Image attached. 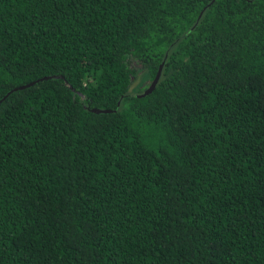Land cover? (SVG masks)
<instances>
[{"label": "trees", "instance_id": "trees-1", "mask_svg": "<svg viewBox=\"0 0 264 264\" xmlns=\"http://www.w3.org/2000/svg\"><path fill=\"white\" fill-rule=\"evenodd\" d=\"M0 264H264V0H0Z\"/></svg>", "mask_w": 264, "mask_h": 264}, {"label": "rangeland", "instance_id": "rangeland-1", "mask_svg": "<svg viewBox=\"0 0 264 264\" xmlns=\"http://www.w3.org/2000/svg\"><path fill=\"white\" fill-rule=\"evenodd\" d=\"M134 66H135V68H137L138 73H137L136 78L133 81L132 89H137L142 84V78H143L142 72H143V70H141L142 68L137 61L134 62ZM133 92L138 93V90H135Z\"/></svg>", "mask_w": 264, "mask_h": 264}, {"label": "water", "instance_id": "water-1", "mask_svg": "<svg viewBox=\"0 0 264 264\" xmlns=\"http://www.w3.org/2000/svg\"><path fill=\"white\" fill-rule=\"evenodd\" d=\"M158 79H159V76L156 78V80L153 82V84L150 86V88H148V89L145 91V93H143L142 95H146V94L151 93V92L155 89V87H156V85H157V82H158ZM32 84H33V83L28 84V85L21 86L20 89L25 88V87H27V86H30V85H32ZM17 89H18V88H17ZM93 111H97V112H109L110 110H108V109L94 108Z\"/></svg>", "mask_w": 264, "mask_h": 264}]
</instances>
